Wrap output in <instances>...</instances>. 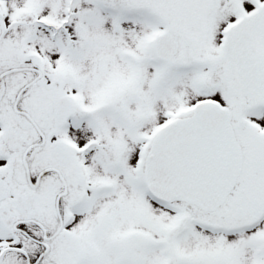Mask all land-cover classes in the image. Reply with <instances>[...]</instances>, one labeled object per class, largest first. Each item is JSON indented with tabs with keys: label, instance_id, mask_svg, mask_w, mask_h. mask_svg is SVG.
<instances>
[{
	"label": "snow or ice",
	"instance_id": "snow-or-ice-1",
	"mask_svg": "<svg viewBox=\"0 0 264 264\" xmlns=\"http://www.w3.org/2000/svg\"><path fill=\"white\" fill-rule=\"evenodd\" d=\"M0 264H264V0H0Z\"/></svg>",
	"mask_w": 264,
	"mask_h": 264
}]
</instances>
